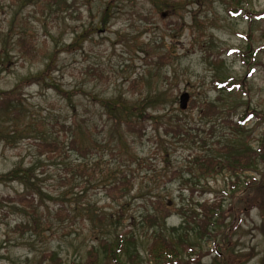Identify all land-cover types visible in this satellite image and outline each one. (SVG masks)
<instances>
[{"label": "rangeland", "instance_id": "374dc122", "mask_svg": "<svg viewBox=\"0 0 264 264\" xmlns=\"http://www.w3.org/2000/svg\"><path fill=\"white\" fill-rule=\"evenodd\" d=\"M262 12L264 0H0V176L21 171L0 178V264L46 252L84 264L91 251L105 264L119 241L123 264H159L148 253L159 235L179 250L171 264H264V207L202 234L200 206L237 196L228 172L193 169L232 132L218 107L235 122L249 113L242 136L264 149ZM115 99L133 130L113 127L102 100ZM55 137L68 154L50 158L38 144ZM263 173L260 159L241 179ZM29 194L33 204L19 198Z\"/></svg>", "mask_w": 264, "mask_h": 264}, {"label": "trees", "instance_id": "16d2710c", "mask_svg": "<svg viewBox=\"0 0 264 264\" xmlns=\"http://www.w3.org/2000/svg\"><path fill=\"white\" fill-rule=\"evenodd\" d=\"M260 18H264V12H262ZM52 62L47 65V70L51 68ZM41 73L40 75L34 76V78L38 81L42 80V75L45 73ZM219 86L218 87H225L228 85L227 81H216ZM242 83V82H241ZM238 84V82H233L229 84V91L231 92L234 89V85ZM225 92V90H220ZM11 99V98H10ZM8 100V99H7ZM14 100L7 101L6 104L13 103ZM106 112L109 118L113 119V127L117 130L122 131V129L126 128L128 130H133L136 126L134 121H132L129 117L125 118L123 115L127 113L132 108L125 106L123 101L118 99L115 100H102ZM2 101H0V105H2ZM15 106L8 108L10 113H14ZM216 108V107H215ZM231 108H223L215 109L213 112L214 114H219L222 116L224 122H226L229 127H231L232 132L228 137L226 142L220 143V141L215 144V150L213 153H205V154H198L195 157L194 168H196L197 172L204 177L213 176L218 173L228 172L229 173V182H230V189L234 192L233 197H236V202L232 203L227 209L223 208L221 202L214 201V202H206L200 206L203 217L198 220V226L200 232L203 234L209 231V227L221 222L219 221L224 218L227 213H236L240 215L241 213H248L252 209L259 207H264V173L262 174L261 179H257L256 177H252L250 180L243 181L241 178L245 174L246 171L254 169L257 164L259 163L260 159L264 160V149H254L247 140L244 139V126L243 123L249 118L250 114L246 113L242 115L239 121L235 122L229 114H231ZM16 112V111H15ZM224 114V115H223ZM56 125H60L63 130L66 132L67 130L71 133L70 139V148H77L79 151H83V147L81 143L78 142V131L71 125H66V123H56ZM74 125H77L76 120L74 121ZM178 126V125H177ZM67 133V132H66ZM65 133V134H66ZM49 142L42 141L38 144L42 153L47 150L49 157L51 158L52 155L55 154H62L67 153L68 149L65 147V140L60 141L59 137L51 138L48 140ZM67 150V151H66ZM216 153V154H215ZM21 174L19 168H15L7 174L0 176L3 179L17 178ZM124 184V183H123ZM118 187H110L109 191L113 194L116 192ZM239 193H242L241 195ZM30 195V194H29ZM21 201L24 203L33 204L34 195L31 194L30 196L19 197ZM60 212L63 210L60 209ZM108 247L106 248L107 258L105 264H110L116 262L117 264H123L119 258V253L123 251L124 244L122 241L119 243L114 244H105ZM192 245L185 244L183 247L184 251L192 250ZM149 256L157 263H161L163 260H167L168 262L173 263L179 257V250L177 249L176 245L167 241L163 236H157L153 243L149 246ZM188 253V252H187ZM220 256V255H219ZM222 258V257H220ZM52 260V263L59 264L58 260L55 262V257L52 252H46L39 260V264H42L44 260ZM97 254H94L91 251L88 260L84 264H98ZM176 262V263H177ZM175 263V264H176Z\"/></svg>", "mask_w": 264, "mask_h": 264}, {"label": "water", "instance_id": "95a60500", "mask_svg": "<svg viewBox=\"0 0 264 264\" xmlns=\"http://www.w3.org/2000/svg\"><path fill=\"white\" fill-rule=\"evenodd\" d=\"M189 99H190V96L187 92L183 93L180 96V107L182 109H186L188 107Z\"/></svg>", "mask_w": 264, "mask_h": 264}]
</instances>
